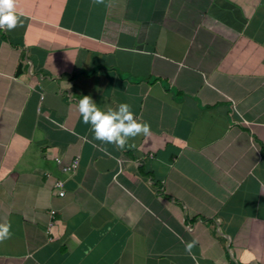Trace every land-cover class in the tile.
<instances>
[{
    "label": "crops",
    "instance_id": "obj_1",
    "mask_svg": "<svg viewBox=\"0 0 264 264\" xmlns=\"http://www.w3.org/2000/svg\"><path fill=\"white\" fill-rule=\"evenodd\" d=\"M16 14L0 30V264H264V0ZM83 96L129 104L150 135L101 144Z\"/></svg>",
    "mask_w": 264,
    "mask_h": 264
},
{
    "label": "clouds",
    "instance_id": "obj_2",
    "mask_svg": "<svg viewBox=\"0 0 264 264\" xmlns=\"http://www.w3.org/2000/svg\"><path fill=\"white\" fill-rule=\"evenodd\" d=\"M92 3L99 5L104 0H92ZM17 27H23V20L16 14V0H0V30L12 31ZM76 106L82 122L91 126L94 139L103 145L111 144L118 150H125L126 147L133 146L129 145V140L150 135V125L139 122L127 103H120L116 109L108 107L103 111L90 96H83L76 102ZM10 228V224H0V243L11 237ZM191 246L186 245L187 248Z\"/></svg>",
    "mask_w": 264,
    "mask_h": 264
},
{
    "label": "built area",
    "instance_id": "obj_3",
    "mask_svg": "<svg viewBox=\"0 0 264 264\" xmlns=\"http://www.w3.org/2000/svg\"><path fill=\"white\" fill-rule=\"evenodd\" d=\"M55 160L57 161V163H60V162H61V160H60L59 157H55ZM78 164H79V160H78V158H75V159H73V160L71 161L70 164H67V165H61V170H62L63 172H74V171H76V169H77V167H78ZM55 185L61 188V187H62V181H61V180H57V181L55 182ZM60 194L63 195V194H64V191L61 190V191H60Z\"/></svg>",
    "mask_w": 264,
    "mask_h": 264
}]
</instances>
